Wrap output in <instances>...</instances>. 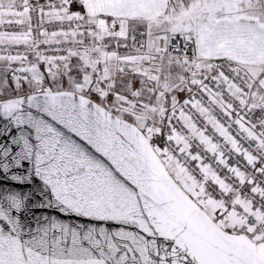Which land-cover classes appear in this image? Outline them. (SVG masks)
<instances>
[{
	"label": "snow or ice",
	"instance_id": "obj_1",
	"mask_svg": "<svg viewBox=\"0 0 264 264\" xmlns=\"http://www.w3.org/2000/svg\"><path fill=\"white\" fill-rule=\"evenodd\" d=\"M0 264H264V0H0Z\"/></svg>",
	"mask_w": 264,
	"mask_h": 264
}]
</instances>
